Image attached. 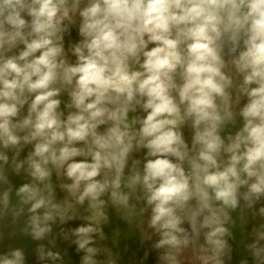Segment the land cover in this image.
I'll use <instances>...</instances> for the list:
<instances>
[{
    "label": "clouds",
    "instance_id": "1",
    "mask_svg": "<svg viewBox=\"0 0 264 264\" xmlns=\"http://www.w3.org/2000/svg\"><path fill=\"white\" fill-rule=\"evenodd\" d=\"M237 211L264 221V0H0V264H119L112 212L157 264H230ZM243 244L264 264V222Z\"/></svg>",
    "mask_w": 264,
    "mask_h": 264
},
{
    "label": "crops",
    "instance_id": "2",
    "mask_svg": "<svg viewBox=\"0 0 264 264\" xmlns=\"http://www.w3.org/2000/svg\"><path fill=\"white\" fill-rule=\"evenodd\" d=\"M111 223L105 226V233H106V241H101L100 243L104 246L110 247L114 253L119 254V264H125L121 259L125 255L128 247L133 242L137 241L140 237V233L137 229L133 228V226L125 223L124 221L120 220L119 217L116 215L115 212L111 213ZM79 224L82 223L81 221H78ZM238 224L236 223V227ZM131 227V235L128 233L129 228ZM235 241L236 243H239V245L242 248V252H245L243 241H245L248 231L246 229L244 230H238V232H235ZM129 234V236H127ZM248 242H251L250 240ZM83 255V253H77V254H71L67 257H65L66 264H80V258ZM71 258V260L69 259Z\"/></svg>",
    "mask_w": 264,
    "mask_h": 264
},
{
    "label": "trees",
    "instance_id": "3",
    "mask_svg": "<svg viewBox=\"0 0 264 264\" xmlns=\"http://www.w3.org/2000/svg\"><path fill=\"white\" fill-rule=\"evenodd\" d=\"M235 212L232 213L233 219L235 220L234 217ZM263 222L260 220H253L249 225L245 226L246 230L248 232L251 231V228L253 225H258V223ZM79 225V222H71L67 227H76ZM230 244L233 247V257L230 262V264H240V261L244 258L243 257V252L241 251L242 248L239 245V243H236V241L230 240ZM147 246H141L140 244V239L137 241L133 242L130 244L128 247L125 255L121 259L125 264H157V254L155 251H153L148 258H145V250ZM61 250L67 248V255L65 257H68L69 255L77 254L75 250V246L69 247L67 242L61 243L60 244ZM120 261V259H119ZM249 261L251 264V258L249 257ZM29 264H34V257H30V262Z\"/></svg>",
    "mask_w": 264,
    "mask_h": 264
},
{
    "label": "rangeland",
    "instance_id": "4",
    "mask_svg": "<svg viewBox=\"0 0 264 264\" xmlns=\"http://www.w3.org/2000/svg\"><path fill=\"white\" fill-rule=\"evenodd\" d=\"M239 211H237V212H235V214H234V217H235V220H236V223L238 224V226L237 227H235V229H234V231L235 232H238V230H244V229H246L245 227L242 229V227H241V221H240V218H239ZM264 222V221H263ZM133 228H135L134 226H133ZM136 229V228H135ZM129 231L130 232H128L130 235H131V227L129 228ZM129 234L127 235V236H129ZM244 255H243V257L245 256V252L243 253ZM68 258V257H67ZM70 260H71V258H69Z\"/></svg>",
    "mask_w": 264,
    "mask_h": 264
}]
</instances>
